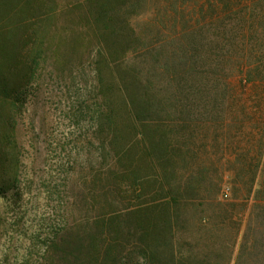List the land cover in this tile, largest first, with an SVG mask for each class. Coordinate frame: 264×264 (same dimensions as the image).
<instances>
[{
	"label": "trees",
	"instance_id": "trees-1",
	"mask_svg": "<svg viewBox=\"0 0 264 264\" xmlns=\"http://www.w3.org/2000/svg\"><path fill=\"white\" fill-rule=\"evenodd\" d=\"M217 2L224 13L240 0ZM261 2L249 1L248 20L216 12L221 38L209 52L194 46L175 0H0V202L16 205L22 194L16 126L41 90L72 93L75 156L86 171L54 186L60 198L67 187L85 215L52 223L20 264H190L174 220L206 170L194 161L195 107L182 99L229 91L234 77L243 92L264 90ZM87 65L91 80L81 83ZM1 225L0 238V212Z\"/></svg>",
	"mask_w": 264,
	"mask_h": 264
},
{
	"label": "rangeland",
	"instance_id": "rangeland-1",
	"mask_svg": "<svg viewBox=\"0 0 264 264\" xmlns=\"http://www.w3.org/2000/svg\"><path fill=\"white\" fill-rule=\"evenodd\" d=\"M249 1L240 0L234 5L238 9L224 13L217 0L175 3L179 11L183 9L187 32L196 33L194 46L213 52L221 30L212 23V16L217 12L229 22L234 14L246 12ZM232 3L234 0L231 7ZM261 3L264 7L263 0ZM257 10L260 18L264 16L262 6ZM144 13L153 17L156 10L146 8ZM247 13L246 20L250 17ZM260 18L255 20V28ZM85 68L81 83L91 80L90 66ZM229 83L230 92L212 93L211 88L182 99V104L195 107L188 118L196 137L194 161L206 170L202 187L193 196L188 195L186 203L182 202L174 220L178 223V250L189 256L190 264H264V90L258 91L249 84L243 92L238 77ZM48 93L41 90L33 95L17 121L21 161L17 185L22 194L16 205L0 202L6 230L0 238V264H20L37 243L36 236H44L52 223L63 218L68 223L79 220L86 212L82 206L71 208L67 187L60 188L63 199L54 193L55 185H67L78 172L73 177L80 180L86 171L80 156H75V127L68 112L73 95L63 88L52 95ZM35 256L36 251L32 257Z\"/></svg>",
	"mask_w": 264,
	"mask_h": 264
}]
</instances>
